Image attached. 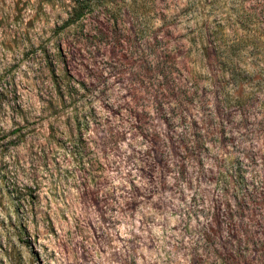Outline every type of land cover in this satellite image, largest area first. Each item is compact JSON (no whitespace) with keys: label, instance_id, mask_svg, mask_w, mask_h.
Returning a JSON list of instances; mask_svg holds the SVG:
<instances>
[{"label":"rangeland","instance_id":"1","mask_svg":"<svg viewBox=\"0 0 264 264\" xmlns=\"http://www.w3.org/2000/svg\"><path fill=\"white\" fill-rule=\"evenodd\" d=\"M82 1L0 0V264H264V224L227 217L233 163L264 179V134L251 133L260 117L240 136L208 76L195 91L191 0H153L150 13L188 62L190 73L173 66L169 77L182 101L163 100L160 77L145 74L160 54L139 52L118 0H90L83 21L62 28ZM251 1L221 0L209 22L254 43L255 10L240 7Z\"/></svg>","mask_w":264,"mask_h":264},{"label":"trees","instance_id":"2","mask_svg":"<svg viewBox=\"0 0 264 264\" xmlns=\"http://www.w3.org/2000/svg\"><path fill=\"white\" fill-rule=\"evenodd\" d=\"M137 1L143 2V4L137 5L135 0H118L115 7L123 8L124 14L130 17L131 28L128 35H131L134 39L142 40L146 45L144 50L138 49L139 52H146L155 58L160 54V68L155 70L148 68L145 70V74L156 73L160 77L161 84H159L158 90L162 95V99L165 100L171 97L182 101V97L175 92L173 85L170 83L169 77L174 73L173 66L179 67L181 65L177 71L190 73L187 67L188 62L178 63L179 50L176 49L177 46L173 45L166 38L167 36L159 34L163 33L164 28L170 26L162 24L159 30L153 27L150 21V13L155 9L154 1ZM220 1L191 0L187 5L189 10L192 9V85L197 91L196 88L199 86L201 75L208 76L206 85L214 90L216 110L218 112L233 111V115L237 118V134L244 130L247 123L260 117L255 123L256 129L252 130L251 133H255V136L256 133L261 136L264 134V36L262 35L258 38V41L251 44L227 41V36L224 34L222 27L212 25L208 18V14L214 6L220 5ZM251 3L253 8L248 9L244 3L240 7L244 10H255L253 17H255V20L257 19V29L259 33L264 34L261 19L264 17V0H253ZM94 6L90 0H83L78 3L63 23L62 28H69L83 21ZM115 18V14L106 13L104 24H108V29L113 28V31L118 33L115 34L118 39L115 40V44H119L121 39L119 36V21ZM92 38L97 42H101L103 34L99 31V34ZM158 45H162L159 52H157ZM128 46L130 53L134 54L131 50L132 47ZM198 101V103H201V100ZM164 107L163 102L158 104L159 110L163 112ZM164 113V115H168V112ZM239 135L241 136V134ZM255 156L252 153L251 161L256 160ZM233 167L238 170L233 172L236 176V181L234 180V185L231 188L233 208H230L227 217L232 220L234 217L244 218L247 221L246 226L260 227L264 224V208H262L264 206V179H260L255 171L250 174L248 179H245L243 178L244 172L234 163ZM226 171L229 172L230 170ZM226 171H223L224 175L227 173ZM250 245L256 248L254 243H250ZM210 264L230 263L216 256Z\"/></svg>","mask_w":264,"mask_h":264}]
</instances>
